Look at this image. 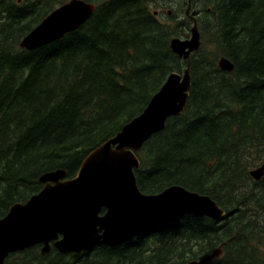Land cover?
<instances>
[{
  "label": "trees",
  "instance_id": "16d2710c",
  "mask_svg": "<svg viewBox=\"0 0 264 264\" xmlns=\"http://www.w3.org/2000/svg\"><path fill=\"white\" fill-rule=\"evenodd\" d=\"M68 1L26 0L14 10L0 0V220L43 190V174L61 169L74 178L187 68L171 40L187 39L192 21L174 11L165 22L157 0H85L97 8L78 30L19 48ZM196 2L203 43L192 56L188 105L144 144L135 174L144 194L181 186L234 215L185 216L142 239L79 254L52 247L42 256L38 245L7 264H186L220 246L223 256L206 264H264V177L250 176L264 162V0ZM218 57L235 70H220Z\"/></svg>",
  "mask_w": 264,
  "mask_h": 264
},
{
  "label": "water",
  "instance_id": "95a60500",
  "mask_svg": "<svg viewBox=\"0 0 264 264\" xmlns=\"http://www.w3.org/2000/svg\"><path fill=\"white\" fill-rule=\"evenodd\" d=\"M96 8L85 0H70L32 30L20 48L33 51L63 38L89 21ZM195 14L189 39L171 40L173 53L187 61L184 75L172 73L138 117L87 156L75 178L66 179L67 173L61 169L48 172L40 178L44 185L40 193L10 208L0 220V264H7L10 255L37 245H43L42 256H47L53 241L61 254H79L97 246L115 248L144 238L157 227L187 215L225 219L226 212L209 196L177 186L159 195H147L140 191L135 176L140 167L137 153L143 145L165 129L169 118L181 116L187 107L192 55L202 46ZM218 66L224 72L235 69L227 57H221ZM250 175L260 181L264 163ZM59 235L62 240H58ZM222 255V248H218L208 258L186 264H205Z\"/></svg>",
  "mask_w": 264,
  "mask_h": 264
},
{
  "label": "rangeland",
  "instance_id": "374dc122",
  "mask_svg": "<svg viewBox=\"0 0 264 264\" xmlns=\"http://www.w3.org/2000/svg\"><path fill=\"white\" fill-rule=\"evenodd\" d=\"M26 0H10L9 4L14 8V10L20 6V4L22 2H24ZM159 3H162L163 6H161L160 4L154 6V11L156 12H160V17L162 20H164L165 22L168 21V16L169 13H173L174 11H177L180 15H184L185 16V10H186V2L188 0H157ZM165 3H167L168 5H165ZM154 4V3H153ZM9 7V6H8ZM11 9V7H9ZM203 10V7L202 9ZM1 22V21H0ZM20 48V47H19ZM215 53H218L219 50L217 49L216 51H214ZM220 57H218V61H219ZM218 63V62H217ZM258 168V167H257ZM101 213H105V210H103ZM63 236L59 235L58 240H62ZM54 248H56L53 245ZM100 247V246H97ZM108 247V246H107ZM96 248V247H95ZM94 248V249H95ZM93 249V250H94ZM57 250V249H56ZM51 252V251H50ZM84 252V251H83ZM91 252V251H90ZM82 253V252H81ZM70 254V253H68ZM66 255V254H65Z\"/></svg>",
  "mask_w": 264,
  "mask_h": 264
},
{
  "label": "flooded vegetation",
  "instance_id": "af4514ba",
  "mask_svg": "<svg viewBox=\"0 0 264 264\" xmlns=\"http://www.w3.org/2000/svg\"><path fill=\"white\" fill-rule=\"evenodd\" d=\"M165 5H168L167 3H165ZM186 10H185V15L188 17L189 20L192 19V14L193 12H195V16L197 18V20L200 18L201 14L199 13L200 11H202L200 4L198 2H196V0H188L186 2ZM190 8V10H189ZM212 8V5L209 7V9ZM188 12H189V15H188ZM193 22V19L191 20ZM199 22V21H198ZM52 246V244L50 245Z\"/></svg>",
  "mask_w": 264,
  "mask_h": 264
},
{
  "label": "bare ground",
  "instance_id": "6f19581e",
  "mask_svg": "<svg viewBox=\"0 0 264 264\" xmlns=\"http://www.w3.org/2000/svg\"><path fill=\"white\" fill-rule=\"evenodd\" d=\"M206 1H207V0H206ZM202 37H203V36H202ZM22 40H23V39H22ZM20 43H21V42H20ZM47 173H48V172H47ZM45 174H46V173H45ZM43 175H44V174H43ZM43 175H42V176H43ZM42 176H41V177H42ZM41 177H40V178H41ZM39 182H40V179H39ZM203 196H205V195H203ZM18 204H20V203H18ZM120 246H122V245H120Z\"/></svg>",
  "mask_w": 264,
  "mask_h": 264
}]
</instances>
